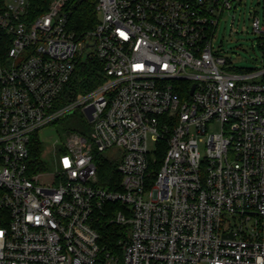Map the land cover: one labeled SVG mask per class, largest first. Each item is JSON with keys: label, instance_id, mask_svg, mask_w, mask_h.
I'll return each instance as SVG.
<instances>
[{"label": "built area", "instance_id": "obj_1", "mask_svg": "<svg viewBox=\"0 0 264 264\" xmlns=\"http://www.w3.org/2000/svg\"><path fill=\"white\" fill-rule=\"evenodd\" d=\"M68 1L35 16L32 0H5L0 13V264H264L258 15L262 66L249 70L214 50L238 0H95L81 39ZM88 58L103 83L63 105ZM72 109L91 133L66 137L45 181L34 135ZM103 158L117 162L115 188L100 183ZM107 203L123 206L110 222L129 226L118 250L100 242Z\"/></svg>", "mask_w": 264, "mask_h": 264}, {"label": "rangeland", "instance_id": "obj_2", "mask_svg": "<svg viewBox=\"0 0 264 264\" xmlns=\"http://www.w3.org/2000/svg\"><path fill=\"white\" fill-rule=\"evenodd\" d=\"M233 6L219 22L214 50L228 57L238 68L251 70L261 67L259 59L263 57V51L259 44V35L253 32L251 23L252 17L257 14L264 24V0H238ZM210 130L218 132L220 125L211 126ZM73 132L85 136L91 133L89 121L81 110L72 109L68 115L63 114L56 123L49 125L40 133L43 143L41 159L47 173L45 181H51L53 178L55 159L58 160L62 144ZM148 148L150 152L156 149V143L151 137L148 140ZM200 152H204V143H201Z\"/></svg>", "mask_w": 264, "mask_h": 264}, {"label": "trees", "instance_id": "obj_3", "mask_svg": "<svg viewBox=\"0 0 264 264\" xmlns=\"http://www.w3.org/2000/svg\"><path fill=\"white\" fill-rule=\"evenodd\" d=\"M50 0H32V10L35 16L44 14L49 7ZM95 0H69L68 8L71 10L69 28L76 35L77 39L83 38L88 32L92 31L97 22ZM5 6V0H0V13ZM104 81L103 66L96 58H88L79 62L70 84L62 96V104H66L71 99L79 95L86 94L99 86ZM70 92V93H69ZM187 96V95H185ZM43 143L34 135L32 143V157L39 161L36 172L45 170L44 162L41 161ZM162 156L159 154V157ZM100 164L99 176L100 183L109 188H115V182L120 180L117 172V162L103 158ZM1 196V191H0ZM123 206L120 203H107L104 209L107 214L97 223V229L101 235V244L109 249L118 250L120 242H124L128 237L129 226L111 223L110 218L116 215ZM9 217L6 210L0 207V227L7 226Z\"/></svg>", "mask_w": 264, "mask_h": 264}, {"label": "water", "instance_id": "obj_4", "mask_svg": "<svg viewBox=\"0 0 264 264\" xmlns=\"http://www.w3.org/2000/svg\"><path fill=\"white\" fill-rule=\"evenodd\" d=\"M193 91H194V87L192 88V91H191V93H193Z\"/></svg>", "mask_w": 264, "mask_h": 264}]
</instances>
